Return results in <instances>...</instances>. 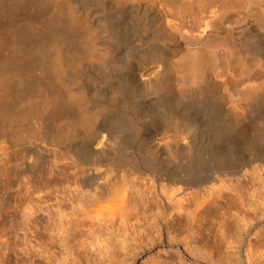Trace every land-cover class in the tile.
Listing matches in <instances>:
<instances>
[{
  "label": "bare ground",
  "instance_id": "bare-ground-1",
  "mask_svg": "<svg viewBox=\"0 0 264 264\" xmlns=\"http://www.w3.org/2000/svg\"><path fill=\"white\" fill-rule=\"evenodd\" d=\"M32 3L44 7L43 82L26 87L25 110H49L48 140L74 164V225H100L84 220L92 211L125 232L143 223L141 245L185 220L183 243L202 255L238 247L264 216V0ZM1 116V128L16 119ZM124 164L134 178L127 165L115 179L100 170ZM257 232L240 264H264Z\"/></svg>",
  "mask_w": 264,
  "mask_h": 264
},
{
  "label": "rangeland",
  "instance_id": "rangeland-1",
  "mask_svg": "<svg viewBox=\"0 0 264 264\" xmlns=\"http://www.w3.org/2000/svg\"><path fill=\"white\" fill-rule=\"evenodd\" d=\"M10 1L0 5V119L1 115L6 118L10 114L16 119L8 129L1 128L0 122V264H240L237 255L243 256L244 239L253 237L252 232L258 231L259 237L264 235V216L260 213L255 214L256 219L247 233H239L238 247H226V243L222 245L225 248L220 247L219 254L211 249L213 252L210 250L207 256L193 250L189 243H183L182 237L192 243L185 220L175 224L168 237L164 230L160 239L141 245L131 236L142 229L143 223L136 225L138 228L134 231L127 229L130 235L117 223L104 226L92 211L84 220L100 225H91L90 231L84 225H74L72 221L83 216L76 215L75 205L84 200L74 183V164L65 160L63 151L48 140L45 127L49 110L38 102L34 112L26 113L34 102L33 94L26 93V87L43 82L40 76L44 66L43 46L39 33L45 24L44 7L33 4L32 0H25L22 5ZM89 24L94 27L93 23ZM12 126H17V130ZM108 167L100 170L109 171ZM124 167L128 178H134L128 164L113 165L105 175L115 179L117 172V175L124 174ZM124 236L128 246L121 248L119 238ZM198 245L207 248V244ZM223 248L235 251L228 256L229 263L225 259L227 254H222ZM218 257H221L216 259L219 262L215 260Z\"/></svg>",
  "mask_w": 264,
  "mask_h": 264
}]
</instances>
